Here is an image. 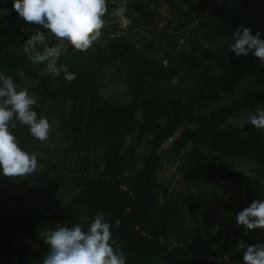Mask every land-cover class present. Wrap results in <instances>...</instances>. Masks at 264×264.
Here are the masks:
<instances>
[{"label":"trees","instance_id":"trees-1","mask_svg":"<svg viewBox=\"0 0 264 264\" xmlns=\"http://www.w3.org/2000/svg\"><path fill=\"white\" fill-rule=\"evenodd\" d=\"M255 1L128 0V28L143 32L136 37L115 34L119 19L111 13L119 0H108L101 37L87 52L69 45L58 61L76 73L69 83L23 51L37 31L49 45L59 41L20 18L13 0H0V74L35 82L32 110L47 118L54 131L46 141L55 139L62 152L46 169L51 179L34 187L28 185L36 172L5 177L0 171V264H42L51 231L75 224L87 231L98 213L112 225L110 243L122 250L125 264H245L239 245L249 240L241 226L214 233L201 204L207 193L216 194L228 200L221 204L233 216L264 200V133L222 126L238 111L264 107V85L236 95L264 64L230 48ZM108 77L130 100L111 102L100 94ZM9 131L37 166L47 159L39 148L46 141L34 138L29 126L13 119ZM236 160L253 167L255 181L233 168ZM176 163L173 194L158 177ZM23 189L49 215L10 192Z\"/></svg>","mask_w":264,"mask_h":264},{"label":"clouds","instance_id":"clouds-1","mask_svg":"<svg viewBox=\"0 0 264 264\" xmlns=\"http://www.w3.org/2000/svg\"><path fill=\"white\" fill-rule=\"evenodd\" d=\"M128 0H119L112 16L119 19L121 28L126 29L132 20L126 15ZM12 9L29 24L42 26L59 42L48 44V37L37 31L25 41L24 53L28 59L38 65H45V71L52 77L64 74L71 83L76 73L68 66L59 64L62 55L71 45L80 52H87L102 35L105 27L104 17L109 14L108 0H13ZM261 33L252 34L251 29L241 26L233 34L231 50L237 55L252 53L264 64V39ZM36 100L27 90H17L11 77L0 74V171L5 177L26 176L37 168V158L23 151L15 135L9 131V122L13 119L21 125H27L30 134L46 141L50 124L47 118H38L32 110ZM256 129L264 130V108L257 107L254 115L247 121ZM237 226L248 230L264 229V200H254L249 207L236 215ZM121 222L117 220L115 227ZM110 222L98 213L87 231L80 224L71 228L59 226L44 239L50 246V252L43 257L42 264H125L122 250L114 247ZM244 249L245 264H264V243L248 245L241 241Z\"/></svg>","mask_w":264,"mask_h":264},{"label":"rangeland","instance_id":"rangeland-1","mask_svg":"<svg viewBox=\"0 0 264 264\" xmlns=\"http://www.w3.org/2000/svg\"><path fill=\"white\" fill-rule=\"evenodd\" d=\"M165 10V13L167 14V10ZM247 27L251 29V32L253 35H255L257 32L261 33V39H264V0H256L254 4L252 5L249 13L243 20V22L240 24V27ZM129 27V26H128ZM121 28L120 22L118 20L117 22V31L115 34L117 35H131L139 37V35L143 34L141 27H135L130 32L129 28ZM239 27V28H240ZM105 86L100 91V94L106 98L107 100L111 102H127L130 100L129 94H127L126 89L119 83L114 82L115 80L111 79L110 77L106 78ZM34 81H31L29 78L19 75V78H17V81L14 82L16 85L17 90H27L29 95L32 97V91L31 89L34 86ZM264 85V67L260 70L259 73L256 75L249 77L238 89H237V96H241L243 93H246L249 90H253L255 88L261 87ZM231 98H223L221 101L214 103L208 107H206V111L209 110H215L221 105L227 104ZM264 108V107H260ZM256 108L251 110H244V111H238L235 114V116H231L227 122L223 123V127L226 128H237L239 131L244 132L245 130L250 129L252 126L247 121L250 118L251 115H254L256 112ZM255 128V127H254ZM49 131L52 133L54 131V128H50ZM262 133H264V130L260 129ZM39 148L41 151H45L48 153L47 159L41 164L38 165L36 172L38 176L34 177V179L29 183L28 186L34 187V185L39 184L41 180L49 181L51 179V175L49 172L46 171L49 164H54L57 161L56 159L62 155L61 148H59L58 142L55 139H52V141L48 140L46 142H43L39 145ZM54 151V152H53ZM143 150L137 151V155L140 158ZM51 152H53V156L50 157ZM50 157V158H49ZM176 166L173 165V167L165 168L160 174H159V181L161 185L165 188L168 187V192L176 194L179 190V186L177 185V179L178 174L176 171ZM233 168H235L236 171L240 172L241 174L245 175L246 177H249L251 180H254V173H253V167L245 164L242 160H236L235 165H233ZM32 174V173H31ZM31 174H29L31 176ZM28 175V176H29ZM255 181V180H254ZM28 191V189H27ZM13 196H16L19 200L23 201V203L27 204L29 207L33 209H38L42 211L45 215H49L48 212L45 210V208L41 207L40 202H30V200L24 195L25 190L21 191H10ZM191 196H194L191 194ZM18 200V201H19ZM223 200V199H222ZM18 201H15L18 202ZM228 200L221 201L220 197L213 193H207L206 197L202 198V204L201 208L203 210V213L206 214L211 220H212V230L214 233L217 232L218 228L223 225H227L229 228H231L232 231H234V226L236 227V214L233 216L226 215L224 213L223 207L221 202H225ZM242 235L245 236V239L249 240L248 245H255L256 243H264V229H253L248 230L247 234H245L244 227L241 226ZM244 253V252H243Z\"/></svg>","mask_w":264,"mask_h":264}]
</instances>
